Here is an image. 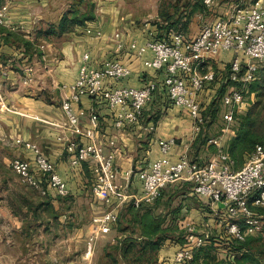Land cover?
I'll return each instance as SVG.
<instances>
[{
	"label": "crops",
	"instance_id": "obj_1",
	"mask_svg": "<svg viewBox=\"0 0 264 264\" xmlns=\"http://www.w3.org/2000/svg\"><path fill=\"white\" fill-rule=\"evenodd\" d=\"M163 1L165 0H0V7L7 6L6 25L0 26V68L7 72L2 86L5 101L0 109V125L2 124L3 132L9 138L20 137L36 144L55 165L69 191L63 199L56 196L50 188L46 194H42L39 190L24 185L11 169L8 171V157L0 155V264H68V257L73 259L74 264L83 261L89 264L84 252L93 226L92 218L105 212L108 206L91 193V164L82 161L73 165L70 155L64 150L65 143L57 138L64 135L68 140L80 144L85 143V140L55 126L64 121L61 100L69 94L65 86L77 78L85 52H88L90 66L97 67L104 59L112 58L129 67L128 77L113 83L116 86L138 88L147 81L159 84L152 100L143 108L139 121L120 129L113 125V110L108 108L104 100L84 96L75 106L76 109L84 110L80 117L83 127L90 126L89 115L93 113L97 116L99 138L105 141L112 137L115 140L117 153L114 163L119 182L125 183L124 177L128 173L129 190L141 192L137 172L148 168L159 157V139L175 141L169 153L172 161L177 160L189 145L188 137L193 133L192 120L184 109L169 101L162 87L163 73L143 65L144 60L151 58L150 52L138 55L128 46L132 41L142 45L150 39V32L156 34V22L160 20L158 11ZM85 3L90 6L93 4L92 20L86 21L82 26L76 25L55 38H37V31L45 30L50 24L57 25L70 9L78 8L80 13H84L82 7ZM227 3L229 7L223 10L226 13L237 6V2L232 0L225 4ZM209 10L214 12L216 9L207 7L208 13L204 11L193 18L189 24V34L198 31L204 16L205 19L212 16ZM86 28L100 29L102 36L87 34ZM8 29L17 32L31 45H34V40L41 41L42 48L40 45L34 46L40 66L29 60V54L22 44L6 41L4 31ZM114 33H119L124 43L119 51L115 49ZM231 58L230 52H221L212 59H207L202 69L212 68L220 80ZM25 63H31L35 67L36 80L33 85L38 88V92L46 88L39 92V97L30 96L26 85L21 83V67ZM39 67L45 70L38 71ZM156 116L159 118L154 122L153 117ZM41 121L47 122V125ZM0 132L2 133L1 129ZM233 136L234 132L229 135L228 140ZM11 151L13 158L32 161V154L14 143ZM170 197L171 207L179 208L176 219L179 226L187 227L188 224L194 230L196 228L199 234L207 231V227L213 228L215 232H225L219 216L214 215L218 208L222 210V203L211 204L185 182L167 186L161 201L165 203ZM122 207L117 209V213ZM171 207L162 205L158 211L167 213ZM117 225L112 226L108 233L100 234L99 240L93 243L95 255L100 254L107 245L123 240L125 234L117 231ZM114 231L117 232L115 235ZM107 234L110 236L104 237ZM178 247V244L167 241L158 251V262L169 264Z\"/></svg>",
	"mask_w": 264,
	"mask_h": 264
},
{
	"label": "built area",
	"instance_id": "obj_2",
	"mask_svg": "<svg viewBox=\"0 0 264 264\" xmlns=\"http://www.w3.org/2000/svg\"><path fill=\"white\" fill-rule=\"evenodd\" d=\"M210 6L213 0H203ZM7 6L0 7V26L6 25ZM87 34L101 37L100 29L86 28ZM150 32V39L142 45L132 41L129 49L138 55L149 51L151 58L143 61V65L163 73L162 87L172 105L184 109L199 130L204 117L201 111L200 95L205 85L215 78L212 68L203 70L202 65L211 57L221 52H230L232 58L229 78L232 81L249 82L255 78L258 63L264 62V3L255 0L247 6L235 7L226 18H217L204 24L191 39L184 34L171 32L166 39H155ZM115 49L121 50L124 43L119 33H114ZM89 55H82V62L75 81L67 86L69 94L61 100L64 121L55 126L63 131L85 140V143L68 140L64 135L58 140L65 143L64 150L76 165L82 161L91 164L93 183L91 193L108 209L92 218V234L88 241L92 242L99 234L108 233L117 223V209L127 203L134 207L154 203L162 190L178 182L189 183L193 191L213 203H222L214 215L219 216L225 233L232 238L243 241L248 235L261 229L260 215L255 209L264 206V144H258L249 153L244 164L232 169L233 160L226 151L219 150L207 163L197 165L184 154L172 161L169 153L174 145L173 139H159L160 155L154 159L140 174L141 192L128 188L129 177L125 175V183L119 182L118 171L114 159L117 153L115 140L110 137L105 141L97 132V116L89 115V127L80 124L84 110L75 106L84 96L100 98L108 108L113 110V125L120 129L139 121L143 108L152 100L159 84L147 81L141 87L119 85L116 83L130 74L128 66L117 59L106 58L97 67L88 64ZM6 70L0 68V106L4 105L2 94ZM21 83L29 86L36 80L35 67L25 63L21 67ZM224 105L237 107L244 104L240 90L231 88L221 98ZM232 112L224 115L225 120L232 121ZM216 143L217 141H213ZM14 144L32 154V161L13 158L11 170L21 182L39 190L42 194L50 188L58 197H66L69 193L65 181L58 173L55 165L42 153L40 148L20 137ZM44 179V182L42 181ZM45 183V184H44ZM189 232L194 228L187 224ZM209 231L201 234L189 233L187 243L173 255L169 264H184L193 257V250L202 246L209 238Z\"/></svg>",
	"mask_w": 264,
	"mask_h": 264
},
{
	"label": "trees",
	"instance_id": "obj_3",
	"mask_svg": "<svg viewBox=\"0 0 264 264\" xmlns=\"http://www.w3.org/2000/svg\"><path fill=\"white\" fill-rule=\"evenodd\" d=\"M204 6L202 0L186 2L182 10L177 8L172 12L168 11V3L165 7L160 6L158 11L160 20L156 22L157 32L154 38L166 39L171 32L186 35L193 15L206 11ZM91 10L92 5L88 12L84 13H80L78 8H72L56 26H50V29L45 30L40 29L37 35L45 37L50 33L63 34L76 25L82 26L86 21L93 19ZM4 32L6 41L10 40L11 36H17L13 31ZM20 44L26 48L31 45L29 41L23 39ZM227 67L230 72V64ZM217 77L215 72L214 80ZM228 80L234 84L232 88L242 92L244 99V93L255 94L256 97L243 112H236V109L232 112L234 136L229 140L226 152L230 158H233L231 159L234 163L235 159L244 155L248 156L256 145L264 144V66L261 69L258 67L255 78L249 82L232 81L230 78ZM240 85L245 88H240ZM42 181L44 182V179ZM164 189L161 196L150 205L140 207H134L131 203L123 205L118 213L117 231L124 233L125 237L119 243L112 245L116 253L105 252L104 257L107 261L100 264H120L123 261L125 263L127 261L128 264H161L157 258L158 251L167 241L180 243L183 246L186 244V238L182 236L184 227L179 226L176 220L179 208L171 207V197L165 203L161 201ZM162 205L169 206L171 209L167 213L158 211ZM214 233L215 236H209L205 245L193 250L192 259L184 264H264V229L262 227L243 241H238L222 231ZM172 236H175V239L171 240ZM220 245L225 248V252L228 250L223 259L218 257L220 255L218 251H222L219 248Z\"/></svg>",
	"mask_w": 264,
	"mask_h": 264
},
{
	"label": "rangeland",
	"instance_id": "obj_4",
	"mask_svg": "<svg viewBox=\"0 0 264 264\" xmlns=\"http://www.w3.org/2000/svg\"><path fill=\"white\" fill-rule=\"evenodd\" d=\"M170 1H172V2H170ZM193 1H195V0H174V1L173 0H165L160 4V6L165 7L166 3H168V11L172 12L177 8H178V10H182V8H184L183 5L186 2L193 3ZM226 1H228V0H213V3H212V5L209 6V8L210 7L212 9L215 8L216 10H214V12H213V10H211V11L209 10V12H210V14H212V16L208 17L207 19H205V16H204L202 18V22L200 23V26L198 27L197 30H199V28L202 27V25L211 23V22H213V20H215L217 18H226L230 14V12L232 11V10L231 11L229 10L228 13L223 11L225 8L227 9L229 7L228 3L225 4ZM232 1L237 2V6H247V5L251 4L252 2H254L255 0H248L249 3H247L248 1L245 0L246 4H244V0L243 1L241 0L242 2H240V3H238L240 0H232ZM202 2H203V5H205L204 7L206 9V12L208 13V11H207L208 6H206V4L204 3L203 0H202ZM262 2L264 3V0H262ZM92 7H93V4H92ZM232 8L234 9L235 7H232ZM89 9H90L89 3L88 4L85 3L82 7V11L88 12ZM187 10H188V8H187ZM198 15L199 14L193 15L191 22L193 21V18L195 16L197 17ZM50 26H56V25L50 24L47 26L46 29H50L49 28ZM8 31L12 32V30H10V29H8ZM189 32H190V30L187 32L186 35L184 34L187 39L193 38L198 33V31L194 34H189ZM13 33L16 34L17 36H11V38L9 40L10 43H16V42L20 43L21 39L25 40V38L20 36L17 32L13 31ZM59 35H62V34L50 33L47 36H51V37L54 36V38H55V36H59ZM47 36H45V37L40 36L37 38L50 39V38H47ZM57 38L60 39V37H57ZM40 43H41V41L34 40V45L32 44L27 48L25 47L26 51L29 54V60L30 61L33 60V62H36V64L38 66H40V64H39L40 62L37 61V59H36V57H38V55L36 53V47H34V46L40 45L39 47L42 48ZM209 59H212V57ZM258 65L261 69V67L264 66V62H260V63H258ZM40 69L45 70L43 67H41V68L39 67L38 71ZM229 73L230 72L228 70V67H226L225 70L223 71L222 79H220V80L215 79V80L211 81L208 85H205L203 88V91L200 95L199 100L201 102V111H202L201 113H202V116L204 117V119H203L202 124L199 125V130H196L194 128L195 125L192 122L194 134L192 133L191 136L189 135L188 138H190V140L188 142H190V143L187 146V148H185L184 151L182 152V154H184L191 162H194L197 165H203V164L207 163L212 157H214L218 154L219 150L226 151L227 144L229 142L228 137L232 132H234L233 131L234 121L232 120L230 122L229 121L227 122L224 118V115L229 110H235V107H228V106L224 105L221 101L222 94L229 91L232 88V86L234 85L228 80L229 79L228 78ZM35 87L36 86H34L33 84L26 86V89H28V91L31 93L30 96H37L39 94V92H43L46 90V88H45V89H43V91L39 90V92H38V90H37L38 88H35ZM240 88H245V87H242L240 85ZM2 94H3V92H2ZM244 95H245L244 104L239 109H237V107H236V112H239V113L243 112L244 109L246 107H248L249 103L251 101L255 100V98H256L255 94L248 95V94L244 93ZM38 97H39V95H38ZM3 99H4V95H3ZM2 107H3V105L0 106V109ZM158 118H159V116L153 117L154 122L156 120H158ZM41 122L44 124L47 123L45 121H41ZM0 129L2 130V133L0 132V155L8 157L9 161H8L7 165L9 166L8 171L10 172V169H11L10 162L14 157L12 154V151H11V149L13 147V143H14L13 142L14 138L11 139V138H9L8 135L4 134L5 132H3L4 128H3L2 124L0 125ZM198 133H199V135H198ZM213 141H217V142L214 143ZM174 144H175V141H174ZM246 158H247V155H244L242 157H239L238 159H235V162L231 165V168L233 169V168H236L238 166H242L244 164V162L246 161ZM3 164H4V162H3ZM143 170L144 169H141L137 172L138 177L140 176V174ZM24 185H26V184H24ZM63 199H65V198H63ZM172 204H173V201H172ZM263 209H264V206L260 207L258 209H255V210L258 213V215H260L261 227L264 229V210ZM92 228H91V231L93 230ZM206 229H207V231H209L210 236H213V237L215 236V233H214L215 230L213 228L207 227ZM222 230H224L223 227H222ZM182 232H183L182 236L186 238L185 243H187V235L189 233H194L196 235L199 234V232H197L196 228L193 232H189L188 228L184 227ZM92 233L93 232L89 233V235ZM113 233H114L113 235H115L117 232L114 231ZM222 233H224V232L222 231ZM108 236H110V235L107 234L104 237H108ZM100 237H101V235L99 234V235H97V238L94 241H92V242L86 241V250L84 252V255H85V257L87 256L86 257L87 259H89V264H100L103 261H107L106 258L104 257L105 252H107V251H112L113 254L116 253V250H113L112 245L111 246L107 245V247H105L104 250H102V252L100 254L95 255V252L93 253V251H94L93 250V248H94L93 243L96 240H99ZM173 239H175V236H172L171 240H173ZM80 242H82V241H80ZM175 244H178L180 247L183 246V245H180V243H175ZM205 244H206V242L203 245H205ZM180 247H178V248H180ZM219 248L222 249V251L221 250L218 251V253H220V255H218V257L223 259V257H225V255L228 253V250H227V252H225V248L221 245ZM222 255H224V256H222ZM72 260L73 259H70L68 257V264H74V262H72ZM80 264H85V263L83 261ZM120 264H128V263H127V261H126V263H125V261H123Z\"/></svg>",
	"mask_w": 264,
	"mask_h": 264
}]
</instances>
